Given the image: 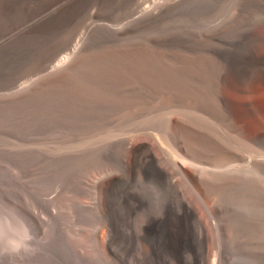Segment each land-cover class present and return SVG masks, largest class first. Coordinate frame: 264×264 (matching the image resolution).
Wrapping results in <instances>:
<instances>
[{
    "label": "rangeland",
    "instance_id": "rangeland-1",
    "mask_svg": "<svg viewBox=\"0 0 264 264\" xmlns=\"http://www.w3.org/2000/svg\"><path fill=\"white\" fill-rule=\"evenodd\" d=\"M10 1L0 0V36L18 24L17 22L20 19L23 21L31 12L49 2V0ZM191 1L106 0V3L105 0H75V2L73 0L72 3L67 5L70 9L67 6L63 8L61 11L63 14L59 12L56 16H51L53 18L48 17L31 29L11 35L0 44V264H121V262L123 264H144V262H146L145 264H167L172 256L176 257L178 255L181 258L183 257V259L187 258L186 260L188 261L189 259L197 258L198 264H208L213 259L219 258L222 246L227 238V245L226 243L224 244L229 256L227 264H264V211L262 210L264 207V191L261 192L262 194L260 193L261 195L256 196L257 199L259 197V200L256 197V200H251L250 209L247 206L245 207L246 210L240 208L239 203H236L237 200L234 193L230 191L227 194L228 196L226 195L222 200L216 202L219 206L223 205L225 207L227 204L230 209L233 208L235 217L240 218L241 221H238L239 225L237 227L235 226L230 230H228L230 227L225 228V237L228 236L224 240L220 223L206 211L204 212L203 208L194 215V219L198 222L201 217L206 220L209 232L204 235L205 232L202 231V227L196 222L192 228L183 229L182 233L177 236L176 233L178 232L170 226L169 218L171 216L168 213L170 209L174 208L179 199L185 201V186L178 184L176 185L178 187H176L166 179L162 183L149 173L139 171L138 168H135V173L138 174L122 171L119 148L121 142L130 140L133 137H150L149 134L153 135L154 133L161 135L163 126L161 128L159 126L164 125V123H161L165 121L161 119H165V114H169L166 112L164 114V111L184 107L182 109L200 112L198 108L201 103L199 100L194 99L179 100L174 93L155 97L143 94L140 99L143 97L145 101L143 102L142 98V103L139 100L137 102H132L131 99L126 100L128 95H124V92L115 86L119 80L116 79L118 73L124 75L125 80L123 81L125 82L123 83L125 87L129 89L133 85L131 87L133 94L140 92L138 89L139 83L136 84V82H139L138 73L132 71V69L128 70L123 64V62H126L123 58L127 59L130 54L128 53L130 52L129 50H134L137 47L141 48V45L145 43L143 47H146L151 54L155 55L147 63L148 67L152 64H163L166 62L168 64H178V56L183 53L182 55L190 58L191 64L200 61L205 67L210 69V66H207L209 60V65L222 64L230 57L248 59L247 61L252 62L254 54L260 48L258 46L260 45L259 37H264V0ZM16 10H18V14ZM162 10L163 12L166 11L163 13ZM77 11L78 14L76 13ZM71 15H74L75 18ZM105 40L108 42L106 43ZM117 44L127 48H118ZM174 45H177V47ZM154 52L156 53L154 54ZM85 53L88 55H85ZM82 55H85V57H82ZM59 56L62 59H59ZM86 56L89 57V60ZM84 58L85 60L87 58L88 61L92 60V62H87ZM2 60L5 63H1ZM98 64L101 67L103 66V69H100ZM139 64H142V62L139 61ZM71 67H74V69L67 78L62 79L60 82L59 80H50L54 73L64 70V68L71 70ZM106 69H108L107 72ZM206 71L208 72V70ZM134 77L137 79H135V82L133 81ZM102 82L106 83L104 84L105 86L102 85ZM62 83L64 85H58ZM246 84L227 81L222 86V90L224 88L223 92L230 103L232 120L222 122L220 125L216 120L212 121L216 124L218 131H223L222 124V126H229L232 123L237 124L243 130L245 138L249 139V143L253 148L237 146L235 148V157L219 156L210 161H199L192 156L187 157L188 159L185 158L184 161H188V165L193 169L199 170V172H216V169H218L217 172H225L237 166H250L254 162L261 160L264 162V83L260 88L255 87V83L253 84L252 82ZM66 85L68 86L66 87ZM30 88L36 90L32 92ZM71 88L72 90H70ZM67 89L69 90L67 91ZM97 90L100 92L104 90L103 92L105 93H99ZM102 98L106 103H103ZM46 99H48L47 102ZM108 99H110L109 103L107 102ZM71 102H74V104ZM99 105L101 106L99 107ZM100 108L101 110H99ZM112 110L115 112H112ZM84 113H86L87 117ZM171 114L173 116L176 115L175 113ZM158 117H160L159 120ZM199 117L202 119L209 118L208 115H199ZM160 120L162 121L161 123ZM146 121L149 122L147 123ZM158 121L160 124H156ZM75 126L82 128L77 127V129ZM154 141L157 142L155 139ZM162 151L164 152V150ZM111 159L112 161H109ZM113 161H116L115 165ZM220 161L223 162V167L221 163L219 164ZM224 165L232 166L228 168V166ZM104 167L108 169H106L107 172ZM109 167H112L111 170ZM215 167L216 169H214ZM90 172H92V176ZM140 172L141 174H139ZM108 174H114L113 176L118 178L110 190L111 193L109 192L110 194L108 195L109 203L112 201L110 204V212L112 213L108 215L110 219L108 220L112 221L113 224L114 243L116 247L120 245V247H117L119 260H116L112 254L113 258L111 257L110 263H108L109 261L106 263L101 261L92 263L82 259L80 254L88 252L90 257L93 254L94 257L92 258L99 261V256L96 258L98 251L94 250L95 245L91 244L94 242L93 234L95 235L97 230L95 227L98 220L94 202L98 195H96L97 191L94 182L96 181L95 177H102L101 175L106 176ZM144 174H147V177ZM84 177L87 178L85 179ZM74 185L76 189H79L76 190ZM81 185L82 187L80 188ZM83 185H85L84 189ZM89 187L90 189L92 188L91 191ZM229 201L232 206L235 204V208L227 203ZM232 201L233 204L231 203ZM72 202L74 203L72 204ZM83 202L84 204H82ZM90 202L93 204H90ZM86 206L89 208L87 209ZM81 207L82 209H80ZM75 208H78V210L76 211ZM114 209L115 211H113ZM81 210L82 212H79ZM252 211L257 213L255 214ZM203 213H205V217ZM252 215L255 217L253 218ZM93 217L95 218L93 219ZM250 218L252 221H249ZM253 219L260 221H256V223L255 221L253 222ZM248 222L250 225L249 229ZM258 222L260 226L257 225ZM142 225L143 228H141ZM25 227L32 236L31 251L22 254V257L4 253L3 249L6 247V241L15 233L16 229L22 230ZM132 229H137V232ZM245 230L246 232L243 233ZM152 231L155 233H152ZM120 233L122 234L120 235ZM185 235L187 237H184ZM80 240L84 241L85 245ZM194 242L196 243L194 244ZM71 244H76L77 248V245H79L80 249L77 250ZM81 245L84 247L81 248ZM92 245H94V248H92ZM85 249H88V251ZM92 250L94 251L92 252ZM213 255L215 256L214 258ZM121 258L124 259L122 260ZM149 260L151 261L148 262Z\"/></svg>",
    "mask_w": 264,
    "mask_h": 264
},
{
    "label": "bare ground",
    "instance_id": "bare-ground-1",
    "mask_svg": "<svg viewBox=\"0 0 264 264\" xmlns=\"http://www.w3.org/2000/svg\"><path fill=\"white\" fill-rule=\"evenodd\" d=\"M10 1V0H9ZM22 1V0H21ZM73 0H49V2L45 5H43L41 8L31 12L27 18H22L24 19L23 21H21L20 19V23L17 22L18 24H16L15 26H13L12 28H10L8 31H6L5 33H3L0 36V44L7 40L11 35L16 34V33H20L23 31H26L28 29H31L33 27H35L36 25H38L39 23H41L42 21H44L45 19H47L48 17L51 16H56V14H58L59 12H61L63 10L64 7H66L67 5H69L70 3H72ZM78 1V0H77ZM183 1V0H182ZM191 1V0H190ZM8 2V1H7ZM11 2V1H10ZM16 2V1H15ZM75 2V0H74ZM73 2V3H74ZM106 2V0H105ZM121 2V1H120ZM166 2V1H165ZM193 2V1H191ZM107 3V2H106ZM128 3V2H127ZM164 3V2H163ZM177 3V2H176ZM175 3V5H176ZM185 3V2H184ZM18 4V3H17ZM94 4V3H93ZM105 4V3H104ZM138 4V3H137ZM148 4V3H147ZM146 4V5H147ZM166 4V3H165ZM183 4V3H182ZM181 4V5H182ZM186 4V3H185ZM184 4V5H185ZM9 5V4H8ZM108 5V4H107ZM80 6V5H79ZM94 6V5H93ZM103 6V5H102ZM169 6V4H168ZM9 7V6H8ZM68 7V6H67ZM104 7V6H103ZM107 7V6H106ZM146 7V6H145ZM153 7V6H152ZM167 7V6H166ZM174 7V6H173ZM172 7V9H173ZM176 7V6H175ZM6 8V7H5ZM69 8V7H68ZM123 8V7H122ZM143 8V7H142ZM164 8V7H163ZM187 8V7H186ZM70 9V8H69ZM80 9V8H79ZM90 9V8H89ZM21 10V9H20ZM75 10V9H74ZM18 10H16L17 12ZM89 11V10H88ZM87 11V12H88ZM166 11V10H165ZM164 11V12H165ZM177 11V10H176ZM10 12V10H9ZM68 12V11H66ZM133 12V11H132ZM144 12V11H143ZM163 12V10H162ZM163 12V13H164ZM169 12V10H168ZM23 13V12H22ZM29 13V12H28ZM62 13V12H61ZM74 13V12H73ZM78 14V11L76 12ZM75 13V14H76ZM174 13V12H173ZM18 14V12H17ZM21 14V13H19ZM63 14V13H62ZM61 14V15H62ZM68 14V13H67ZM76 14V15H77ZM90 14V13H89ZM139 14V13H138ZM15 15V14H14ZM66 15V14H65ZM69 15V14H68ZM67 15V17H69ZM84 15V14H83ZM137 15V14H136ZM161 15V14H160ZM168 15V14H167ZM8 16V15H7ZM18 16V15H17ZM72 16V15H71ZM74 16V15H73ZM72 16V17H73ZM114 16V14H113ZM20 17H22L20 15ZM62 17V16H61ZM60 17V18H61ZM65 17V16H64ZM63 17V18H64ZM134 17V16H133ZM164 17V16H163ZM53 18V17H51ZM71 18V17H70ZM75 18V16H74ZM137 18V17H136ZM117 19V18H116ZM153 19V17H152ZM16 20V19H15ZM19 20V19H18ZM52 21V19H50ZM49 20V21H50ZM130 20V19H129ZM48 21V20H47ZM56 21V20H55ZM70 21V20H69ZM74 21V20H73ZM151 21V20H150ZM149 21V22H150ZM58 22V21H57ZM77 22V21H76ZM153 22V21H152ZM151 22V23H152ZM15 23V21H14ZM47 23V22H46ZM54 23V22H53ZM68 23V22H67ZM66 23V24H67ZM59 24V23H58ZM61 24V23H60ZM42 25V24H41ZM39 25V26H41ZM46 25V24H45ZM111 25V24H110ZM52 26V25H51ZM60 26V25H58ZM62 26V24H61ZM70 26V25H69ZM58 28V27H57ZM62 28V27H61ZM114 28V27H113ZM35 29V28H34ZM43 29V28H42ZM46 29V28H45ZM125 29V28H124ZM47 30V29H46ZM116 30V29H115ZM106 31V30H105ZM67 32V31H66ZM45 33V32H44ZM47 33V32H46ZM95 33V32H93ZM101 33V32H100ZM108 33V32H106ZM102 34H103V30H102ZM115 34V33H114ZM104 35V34H103ZM109 35V34H108ZM40 36V35H39ZM46 36V35H45ZM106 36V35H105ZM108 37V36H107ZM126 37V36H125ZM177 37V36H176ZM135 38V37H133ZM165 38V37H163ZM11 39V38H10ZM42 39V38H41ZM68 39V38H67ZM109 39V38H107ZM141 39V38H139ZM156 39V38H155ZM40 40V38H39ZM83 40V39H82ZM133 40V39H132ZM142 40V39H141ZM145 40V39H144ZM67 41V40H66ZM106 41V40H105ZM129 41V40H128ZM131 41V40H130ZM162 41V40H161ZM164 41V40H163ZM90 42V41H89ZM104 42V41H103ZM108 41H106L107 43ZM133 42V41H132ZM149 42V41H148ZM48 43V42H47ZM66 43V42H65ZM166 43V42H165ZM177 43V42H176ZM181 43V41H180ZM63 44V43H62ZM145 44V43H144ZM142 44L141 48H134V50H129L130 53L128 58H123L124 60H126V62H123L124 67H126L128 70H131L138 73L139 75V82H136V84H138V89L140 90V92H138V94H133L131 92V87L133 85L130 86V90L124 86L125 81V77L123 74L118 73L116 76V79H119L117 84H115V86L122 90L124 93V95H128L126 100L131 99L132 102L135 101L137 102L138 100L141 101L140 97L143 94H148V96H164V95H168L169 93H174L177 98L179 100H188V99H194V100H199L200 106H199V110L200 112H196V111H190V110H185L182 109L184 107L180 108H173L170 111H164L166 113H169L168 115L165 114V119H161V120H165L164 122H162L160 120V123L164 125L159 126L160 128L163 126V132L161 135H156V133H154L153 135L149 134L150 137H145L143 138V136H140L142 138L139 137H133L130 140H126L124 142L120 143V153H121V164L123 167L122 171H125L127 173H135V168H138L139 171L141 170V172L143 173H149L150 175L153 176V178L157 179L158 181L162 182L166 179L169 182L173 183L175 186L176 185H181V186H185V192L186 194H184V198L185 201L182 199H179L176 203V205H174L173 209H170L168 215L170 214V218H169V222H170V226L178 233H176V235L178 236V234L180 235L182 233V230L184 229H188V228H192V226L197 222L199 223V225L202 227V231L205 232V234H207V232H209L208 229V224L206 222V220H204L201 217V220L195 221L194 219V215L196 213H198L199 210L207 212L208 214H210L212 217H214L216 220H218V222L221 225V230H222V234H223V240L225 237V228L226 227H230L228 230H230L233 227H237V225H239L240 218L235 217L234 214V210L233 208L230 209L229 206L223 207L219 206L218 202L219 200H222L228 193L233 192L237 202L240 205V208H244L248 206V208L250 207L251 204V200H254L255 197L257 195H261L262 191H264V162L261 161H257L254 162L252 165L250 166H237L234 167L231 170L225 171V172H217L218 169H216V167L214 169H216V172L213 171H203V172H199V170H195L192 167H190L188 165V161H184L185 158L187 157H194L195 159L199 160V161H210L213 160L215 157H219V156H227V157H235L236 156V149L237 146L240 147H248V148H253L252 145L249 143V139L245 138V135L243 134V130H241L237 124H231L229 126H222L223 127V131H218L216 128V124L213 123L212 120H216L218 122V124L220 125L222 122H226L229 120H232V112L230 110V103L229 100L227 99L226 95L224 94L223 90H222V86L225 85V83L227 81H235L237 83H250L252 82L253 84L255 83V87L260 88L262 86V84L264 83V37H259V44L258 46H260V48H258L259 50H257V53L254 54L252 62H249L245 59H238V58H232L230 57L226 62L219 64V65H209L210 60L207 64V66H210V69H208L207 67H205V65L203 63H201L200 61H196L195 64H191V61L189 60L190 58H188L186 55H182L183 53H181V55L178 56V60L179 63L178 64H168L163 63V64H152L150 67L147 66V63L150 61V59L154 58L155 55L151 54L146 47H143ZM179 44V43H177ZM7 45V44H6ZM91 45V44H90ZM105 45V44H104ZM118 45V44H117ZM120 45V44H119ZM119 47H124V46H119ZM135 45V44H134ZM165 45V44H164ZM17 46V45H15ZM50 46V45H49ZM75 46V45H74ZM92 46V45H91ZM106 46V45H105ZM139 46V45H138ZM149 46V45H148ZM175 47H177V45H174ZM180 46V44H179ZM63 47V46H62ZM93 47V46H92ZM110 47V46H109ZM129 47V45H128ZM132 47V45H131ZM135 47V46H134ZM154 47V45H153ZM165 47V46H164ZM91 48V47H90ZM103 48V47H102ZM127 48V47H124ZM212 48V47H210ZM2 49V48H1ZM4 49V46H3ZM111 49V48H110ZM165 49V48H164ZM163 49V50H164ZM250 49V48H249ZM257 49V48H256ZM7 50V49H6ZM91 50V49H90ZM253 50V49H252ZM4 51V50H3ZM9 51V50H8ZM92 51H94V49H92ZM105 51V50H104ZM109 51V50H108ZM111 51V50H110ZM172 51V49H171ZM175 51V49H174ZM254 51V50H253ZM17 52V51H16ZM83 52H87V51H83ZM100 52V51H99ZM98 52V53H99ZM65 53V52H64ZM82 53V52H81ZM80 53V56H81ZM121 53V52H120ZM127 53V55H128ZM156 52H154L155 54ZM209 53V52H208ZM207 53V54H208ZM92 54V53H91ZM91 54H90V58H91ZM123 54V53H122ZM170 54V53H169ZM168 54V55H169ZM211 54V53H210ZM213 54V52H212ZM211 54V55H212ZM85 55H88L85 53ZM85 55H82V57H85ZM242 55V54H241ZM250 56V54H248ZM159 56V55H158ZM225 56V55H224ZM229 56V55H228ZM231 56V55H230ZM248 56V57H249ZM63 57V56H62ZM89 60V57L86 56ZM95 57V55H94ZM98 57V56H97ZM161 57V56H160ZM163 57V56H162ZM171 57V56H170ZM208 57V56H207ZM215 57V54H214ZM212 57V58H214ZM227 57V56H226ZM225 57V58H226ZM245 57V56H244ZM252 57V56H251ZM26 58V57H25ZM77 58V57H76ZM86 58V60H87ZM93 58V57H92ZM103 58V57H102ZM117 58V57H116ZM168 58V56H167ZM166 58V59H167ZM240 58V56H239ZM5 59V58H4ZM59 59L60 58L59 56ZM65 59V58H64ZM64 59H63V63H64ZM80 59V58H79ZM82 59V58H81ZM120 59V57H119ZM157 59V58H156ZM159 59V58H158ZM162 59V58H161ZM170 59V58H169ZM172 59V58H171ZM29 60V59H28ZM58 60V59H57ZM85 60V58H84ZM85 60V61H86ZM87 62H92L88 61ZM160 60V59H159ZM175 60V59H174ZM207 60V61H208ZM61 61V60H60ZM84 61V62H85ZM96 61V60H94ZM98 61V60H97ZM139 61L142 62V64H139ZM161 61V60H160ZM167 61L169 62V60L167 59ZM215 61V60H214ZM251 61V60H250ZM3 62V60L1 61V63ZM7 62V61H6ZM58 62V61H57ZM68 62V61H67ZM72 62V61H71ZM70 62V63H71ZM83 62V60H82ZM158 62V60H157ZM171 62V61H170ZM217 62V60H216ZM5 63V62H3ZM54 63V62H53ZM52 63V64H53ZM74 63V61H73ZM86 63V62H85ZM101 63V62H100ZM177 63V62H176ZM58 64V63H56ZM72 64V63H71ZM94 64V62H93ZM97 64V63H96ZM103 64V63H102ZM101 64V65H102ZM108 64V63H107ZM62 65V64H61ZM90 65V63H89ZM99 65V64H98ZM104 65V64H103ZM110 65V64H109ZM108 65V66H109ZM112 65V64H111ZM5 66V65H3ZM54 66V65H52ZM51 66V67H52ZM64 66V65H63ZM69 67V65H67ZM73 66V65H72ZM82 66V64H81ZM86 66V65H85ZM84 66V67H85ZM105 66V65H104ZM113 66V65H112ZM62 67V66H61ZM92 67V66H91ZM94 67V66H93ZM100 69L103 67H101L99 65ZM49 68V67H48ZM60 68V67H59ZM67 68V67H66ZM64 68V70H60L56 73H54L51 77L50 80L52 81H57L59 80V82L64 79L67 78L70 74V72L74 69V67H71V70H68ZM79 68H81L79 66ZM113 68V67H112ZM58 69V67H57ZM84 70H86L85 68H83ZM88 69V66H87ZM103 69V68H102ZM54 70V69H52ZM108 69H106L107 72ZM116 70V69H115ZM208 70V72L206 71ZM42 71V70H41ZM55 71V70H54ZM88 71V70H86ZM94 71V70H93ZM96 71V70H95ZM102 71V70H101ZM89 72V71H88ZM91 72V71H90ZM50 73V72H49ZM79 74V73H78ZM101 74H103V72H101ZM106 74V73H104ZM130 74V73H128ZM135 74V73H134ZM45 75V74H44ZM97 75V74H96ZM114 75V74H112ZM82 76V75H81ZM93 76V75H92ZM103 76V75H101ZM107 76V75H105ZM115 76V75H114ZM48 77V76H47ZM95 78V77H94ZM108 78V77H107ZM109 78H111L109 76ZM48 79V78H47ZM45 79V80H47ZM96 79H98L96 77ZM103 79V78H102ZM105 79V77H104ZM127 79V78H126ZM136 77H134L133 81L135 82ZM80 80V79H79ZM95 80V79H94ZM137 80V79H136ZM30 81V80H29ZM66 81V80H65ZM105 82H109L106 80H103ZM115 81V80H114ZM128 81V80H127ZM22 82V81H21ZM48 82V81H47ZM64 82V80H63ZM84 82V81H83ZM86 82V81H85ZM97 82V81H96ZM23 83V82H22ZM33 83V82H32ZM31 83V84H32ZM66 83V82H64ZM64 83L62 84H58V85H64ZM68 83V82H67ZM100 83V82H98ZM104 84V82H102ZM111 83V82H110ZM129 83V82H128ZM127 83V84H128ZM70 84V83H69ZM101 84V83H100ZM109 84V83H108ZM107 84V85H108ZM114 84V82H113ZM126 84V86H127ZM134 84V83H133ZM234 84V83H233ZM46 85V84H45ZM48 85V84H47ZM57 85V84H55ZM57 85V86H58ZM89 85V82H88ZM247 85V84H246ZM68 85H66L67 87ZM84 86V85H83ZM87 86V85H86ZM101 86V85H100ZM99 86V87H100ZM105 86V85H104ZM111 86V85H110ZM241 86V85H240ZM60 87V86H59ZM72 87V86H70ZM69 87V88H70ZM107 87V86H106ZM105 87V88H106ZM135 87V86H134ZM73 88V87H72ZM72 88L70 90H72ZM93 88V87H92ZM142 88H144L142 90ZM226 88V87H225ZM31 89V88H30ZM62 89V88H60ZM65 89V88H64ZM79 89V88H78ZM103 89V87H102ZM111 89V87H110ZM137 89V90H138ZM36 90V89H34ZM34 90H30V91H34ZM66 90V89H65ZM69 89H67L68 91ZM112 90V89H111ZM134 90V89H132ZM47 91V90H46ZM79 91V90H78ZM92 91V90H91ZM98 91V90H97ZM104 91V90H103ZM102 91V92H103ZM135 92H137L136 90H134ZM66 92V91H64ZM89 92V91H88ZM99 93H102L100 91H98ZM110 92V91H109ZM147 92V93H146ZM231 92V91H230ZM63 93V92H62ZM72 93V92H71ZM105 93V92H103ZM118 93V92H115ZM37 94V93H36ZM61 94V93H60ZM91 94V93H88ZM112 94V93H111ZM121 94V93H120ZM24 95V94H23ZM22 95V96H23ZM33 95V94H32ZM35 95V94H34ZM49 95V93H48ZM68 95V93H67ZM93 95V94H92ZM115 95V94H114ZM50 96V95H49ZM107 96V95H106ZM122 97H124L123 95H121ZM120 96V97H121ZM53 97V96H52ZM55 97V95H54ZM76 97V96H75ZM91 97V95H90ZM96 97L98 98V96L96 95ZM147 97V96H146ZM16 98V97H15ZM35 98V97H34ZM51 98V97H50ZM57 98V97H56ZM106 98V97H105ZM104 98V100H105ZM113 98V97H112ZM18 99V98H17ZM107 99V98H106ZM116 99V98H115ZM123 99V98H122ZM28 100V99H27ZM71 100V99H70ZM108 99V103H109ZM112 100V99H111ZM119 100V99H118ZM130 100V101H131ZM178 100V101H179ZM44 101V99H43ZM48 101V99H46V102ZM67 101H69L67 99ZM74 101V99H73ZM103 101V98H102ZM145 101V99L143 98V102ZM147 101V100H146ZM175 101V100H174ZM173 101V103H174ZM17 102H19L17 100ZM16 102V103H17ZM59 102V101H58ZM105 101H103L104 103ZM167 102V101H166ZM74 104V102H71ZM106 103V102H105ZM116 103V102H115ZM125 103V102H124ZM142 103V101H141ZM25 103H23L24 105ZM97 104V103H96ZM94 104V105H96ZM120 104V103H119ZM170 104V103H169ZM176 104V103H175ZM173 104V105H175ZM184 104V103H183ZM78 105V104H77ZM88 105V104H87ZM86 105V106H87ZM111 105V104H110ZM131 105V104H130ZM172 105V106H173ZM18 106V104H17ZM26 106V105H24ZM30 106V105H29ZM101 105H99L100 107ZM125 106H127V104H125ZM129 106V103H128ZM177 106V105H176ZM179 106V105H178ZM70 107V106H68ZM111 107V106H110ZM131 107V106H130ZM19 108V107H18ZM25 108V107H24ZM58 108V107H57ZM102 108V107H101ZM101 108L99 110H101ZM187 108V107H186ZM29 109V108H28ZM27 109V110H28ZM108 109V108H107ZM106 109V110H107ZM114 109V107H113ZM8 110V109H7ZM14 110V109H13ZM98 110V111H99ZM122 110V109H121ZM9 111V110H8ZM11 111V110H10ZM83 111V110H82ZM103 111V110H102ZM105 111V110H104ZM114 110H112L113 112ZM77 112V111H76ZM75 112V113H76ZM80 112V111H79ZM106 112V111H105ZM110 112V110H109ZM115 112V111H114ZM74 113V114H75ZM81 113V112H80ZM107 113V112H106ZM171 113H175L173 116ZM13 114V113H12ZM11 114V115H12ZM71 114V113H70ZM78 114V113H77ZM76 114V115H77ZM86 115V113H84ZM102 114V113H101ZM161 114V113H160ZM84 115V116H85ZM199 115L203 116V115H208L209 118L208 119H202L201 117H199ZM14 116V115H12ZM83 117V116H82ZM87 117V115H86ZM85 117V118H86ZM124 117V116H123ZM164 117V115H163ZM3 118V117H2ZM14 118V117H13ZM117 118V117H116ZM160 117H158L159 120ZM205 118V117H204ZM153 119V118H152ZM84 120V119H83ZM62 121V120H61ZM65 121V120H63ZM71 121V120H70ZM81 121V120H80ZM129 121V120H128ZM150 121V119H149ZM148 121V122H149ZM66 122V121H65ZM68 122V121H67ZM147 122V121H146ZM147 122V123H148ZM232 122V121H231ZM7 123V122H6ZM72 123V121H71ZM159 121L156 124H160ZM235 123V122H234ZM20 124V122H19ZM59 124H60V120H59ZM66 124V123H65ZM75 124V123H74ZM79 124V123H78ZM77 124V125H78ZM83 124V123H82ZM151 124V123H149ZM61 125V124H60ZM80 125V124H79ZM56 126V125H55ZM54 126V128H55ZM68 126V125H67ZM95 126V125H94ZM97 126V125H96ZM149 126V125H148ZM58 127V126H57ZM66 127V126H65ZM70 127V126H69ZM76 127V126H75ZM78 127V126H77ZM76 127V128H77ZM84 127V125H83ZM19 128V127H18ZM73 130H75L74 127H72ZM78 128H82V127H78ZM77 128V129H78ZM152 128V127H150ZM159 128V129H160ZM17 129V128H16ZM68 129V128H67ZM158 129V130H159ZM69 130V129H68ZM151 131V130H149ZM153 131V130H152ZM136 135V134H135ZM220 136V137H218ZM121 137V136H120ZM152 137V138H151ZM154 139L157 141L155 142ZM104 140V139H103ZM106 141V140H105ZM113 141V140H112ZM109 142V140H108ZM251 142V141H250ZM96 144V143H95ZM98 146V145H97ZM118 149V148H117ZM116 150V149H115ZM164 150V152L162 151ZM241 151V150H240ZM94 152V151H93ZM116 152V151H115ZM245 152V151H244ZM114 153V152H113ZM219 153V155H218ZM114 155V154H113ZM212 156V157H209ZM117 157V156H116ZM23 158V157H22ZM84 158V157H83ZM112 158V157H111ZM118 158V157H117ZM188 159V158H187ZM186 159V160H187ZM221 159V158H220ZM114 160V158H113ZM109 161H112L109 160ZM108 161V162H109ZM223 161V160H222ZM226 161V160H225ZM114 165L116 163V161H113ZM112 162V163H113ZM190 162H194V161H190ZM214 162V161H213ZM223 162H219V164ZM229 163V162H228ZM108 164V163H106ZM120 164V165H121ZM196 164V163H195ZM200 164V163H199ZM213 164V163H212ZM236 164V163H235ZM197 165V164H196ZM195 165V166H196ZM202 165V164H201ZM204 165V163H203ZM207 165V164H206ZM216 165V164H215ZM234 165V164H233ZM105 166V165H104ZM112 166V165H111ZM200 166V165H199ZM226 166V165H224ZM228 166V165H227ZM226 166V167H227ZM232 166V165H229ZM228 166V168H230ZM236 166V165H235ZM107 167V166H106ZM118 167V166H117ZM194 167V166H193ZM209 167V166H207ZM206 167V168H207ZM212 167V166H211ZM223 167V166H222ZM110 170L112 167H109ZM197 168V167H195ZM199 168V167H198ZM105 169V167H104ZM107 169V168H106ZM105 169V171L107 172V170ZM119 169V168H118ZM117 169V170H118ZM122 169V168H121ZM211 169V168H210ZM212 168V170H214ZM222 170V169H220ZM98 171V169H97ZM119 171V170H118ZM95 172V171H94ZM100 172V171H99ZM103 172V171H102ZM141 172L139 174H141ZM73 173V172H72ZM91 173V174H90ZM89 174L92 176V172H90ZM101 173V172H100ZM99 173V174H100ZM115 173V171H114ZM74 174V173H73ZM103 174V173H102ZM112 174V173H111ZM138 174V173H135ZM114 175V174H113ZM113 175H106L102 177H95L96 181L94 182V185L96 187V195H98L96 198L95 202V208L97 210V216H98V220L96 223V232L95 235L93 234L94 238V242H92L91 247L94 248V250L96 249L98 251V255L96 256V258H98L99 256V261L97 259H94L92 257L93 254H91L92 257H90V255L88 254V252L86 254H80L81 258L84 259L85 261H89L92 263H96V262H104L106 263L107 261H109L108 263H110L112 254L115 256L116 260H119V256H118V249L117 247L120 245H118L116 247L115 243H114V228H113V224L112 221H109V217L108 215L112 212H110V204L112 203V201L109 203V199H108V195L111 193L110 190L112 189V186L114 185V183L118 180L117 177L113 176ZM130 175V174H129ZM147 174H144L145 177ZM90 176V177H91ZM96 176V174H95ZM88 177V174H87ZM87 177H84L85 179ZM130 177V176H129ZM83 178V179H84ZM89 178V177H88ZM93 178V177H92ZM120 178V177H119ZM123 178V177H122ZM128 178V177H127ZM184 178V179H183ZM84 179V180H85ZM136 179V178H135ZM123 181V179H121ZM130 180V179H129ZM154 180V179H153ZM152 180V181H153ZM136 181V180H135ZM88 182V180H87ZM86 182V183H87ZM127 182V181H126ZM125 182V183H126ZM131 182V181H130ZM154 182V181H153ZM156 182V181H155ZM121 183V182H120ZM128 183V182H127ZM126 183V184H127ZM133 183V182H131ZM82 184V183H81ZM83 184H85L83 182ZM119 184V182H118ZM142 184V183H141ZM144 184V183H143ZM153 184V183H152ZM87 186H89L87 184ZM91 186V185H90ZM127 186V185H126ZM145 186V185H144ZM75 187V185H74ZM78 187V186H77ZM82 187V185L80 186V188ZM85 185H83V189H84ZM155 187V186H154ZM178 187V186H176ZM126 188V187H125ZM124 188V189H125ZM159 188V187H158ZM168 188V187H167ZM172 188V187H170ZM76 189V187H75ZM79 189V188H77ZM76 189V190H77ZM88 189V188H86ZM90 189V187H89ZM92 189V188H91ZM90 189V191H91ZM123 189V190H124ZM129 189V188H128ZM177 189V188H176ZM136 190V189H135ZM147 190V189H146ZM168 190V189H167ZM83 191V190H82ZM93 191V190H92ZM162 191V190H161ZM182 191V190H181ZM80 192V191H78ZM77 192V193H78ZM110 192V193H109ZM156 192V191H155ZM82 193V192H81ZM95 193V192H94ZM93 193V194H94ZM125 193V192H124ZM133 193V191H132ZM154 193V190H153ZM162 193V192H161ZM169 193V192H168ZM178 193V192H177ZM184 193V192H183ZM261 193V194H260ZM148 194V193H147ZM91 195V194H89ZM95 195V196H96ZM129 195V194H128ZM150 195V193H149ZM154 195V194H153ZM165 195V194H164ZM135 196V195H134ZM139 196V195H138ZM146 196V195H145ZM161 196V195H160ZM167 196V195H166ZM216 196V198H215ZM228 196V195H227ZM128 197V196H127ZM149 197V196H148ZM234 197V198H235ZM264 197V196H263ZM135 199V197H133ZM150 198V197H149ZM183 198V199H184ZM138 199V198H137ZM153 199V198H152ZM151 199V200H152ZM257 199V197H256ZM255 199V200H256ZM73 200V199H71ZM79 200V199H77ZM127 200V199H126ZM133 200V199H132ZM216 200V201H215ZM235 200V201H236ZM259 200V197L258 199ZM82 201V200H81ZM80 201V202H81ZM84 201V200H83ZM131 201V200H129ZM145 201V200H144ZM71 202V201H70ZM77 202V201H75ZM85 202V201H84ZM84 202L82 204H84ZM137 202V201H136ZM139 202V201H138ZM253 202V201H252ZM257 202V201H256ZM74 202H72L73 204ZM89 203V202H88ZM146 203V201H145ZM148 203V201H147ZM151 203V202H150ZM154 203V202H152ZM228 204L230 203L227 202ZM233 204V201L231 202ZM260 203V202H259ZM263 203V202H262ZM57 204V203H56ZM81 204V205H82ZM90 204H93L90 202ZM136 204V203H135ZM138 204V203H137ZM77 205H79V203H77ZM76 205V206H77ZM80 205V206H81ZM126 205V204H125ZM134 205V204H133ZM150 205V204H149ZM231 205V204H229ZM235 204H233L234 206ZM238 205V204H237ZM89 206V205H88ZM88 206L87 209L89 208ZM132 206V205H131ZM138 206V205H137ZM148 206V205H145ZM151 206V205H150ZM154 206V205H153ZM232 206V205H231ZM232 206V207H233ZM72 207V206H71ZM73 207H75V205H73ZM72 207V208H73ZM78 207V206H77ZM126 207V206H125ZM149 207V206H148ZM165 207V206H164ZM257 207V205H256ZM91 208V207H90ZM124 208V207H123ZM141 208V207H140ZM150 208V207H149ZM235 208V206H234ZM239 208V209H240ZM76 211L78 210V208H75ZM82 209V207L80 208ZM137 209V207H136ZM243 209V210H244ZM250 209V208H249ZM254 209V208H253ZM258 209V207H257ZM123 210V209H122ZM133 210V209H131ZM144 210V209H143ZM241 210V209H240ZM238 210V211H240ZM246 210V209H245ZM244 210V211H245ZM264 211V207L262 209ZM84 211H86V209H84ZM93 211V209H92ZM115 211V209L113 210ZM118 211V210H117ZM163 211V210H162ZM251 211V210H249ZM255 211V210H254ZM259 211V210H258ZM79 212H82L79 211ZM94 212V211H93ZM129 212V209H128ZM164 212V211H163ZM253 212V211H252ZM85 213V212H84ZM83 213V214H84ZM96 213V212H95ZM124 213V212H122ZM134 213V212H133ZM162 213V212H161ZM237 213V212H236ZM240 213V212H238ZM253 213H257V212H253ZM117 214V213H115ZM165 214V213H164ZM201 214V213H199ZM243 214V213H242ZM53 215V214H52ZM82 215V213H81ZM91 215V214H90ZM94 216V214H92ZM111 215V214H110ZM136 215V214H135ZM204 217H205V213H203ZM234 215V216H233ZM239 216V214H237ZM116 216V215H115ZM119 216V214H118ZM128 216V214H127ZM199 216V215H198ZM202 216V215H201ZM241 216V215H240ZM253 218L255 217L254 215H252ZM251 216V218H252ZM261 216V215H260ZM40 217V216H39ZM85 217V216H84ZM91 217V216H90ZM113 217V216H112ZM123 217V216H122ZM158 217V216H157ZM257 217V215H256ZM264 217V216H263ZM95 217H93L94 219ZM111 218V217H110ZM144 218V217H143ZM242 218V216H241ZM249 219V221L252 219ZM109 219V220H108ZM115 219V218H114ZM113 219V220H114ZM119 220V219H118ZM237 220V222H235ZM23 221V220H22ZM121 221V220H120ZM149 221V220H148ZM255 220L253 219V222ZM256 221H260V220H256ZM255 221V222H256ZM1 222V221H0ZM19 222V221H18ZM142 222V221H141ZM241 222V221H240ZM143 223V222H142ZM257 223V222H256ZM10 224V223H9ZM147 224V223H146ZM149 224V223H148ZM253 224V223H252ZM255 224V223H254ZM16 225V224H15ZM115 225V224H114ZM138 225V223H137ZM145 225V224H144ZM152 225V224H151ZM168 225V224H165ZM259 225V222L258 224ZM262 225V224H261ZM10 226V225H9ZM146 226V225H145ZM144 226V227H145ZM243 226V225H240ZM245 226V224H244ZM243 226V227H244ZM260 226V225H259ZM125 227V226H124ZM153 227V226H152ZM159 227V226H158ZM252 227H256V226H252ZM120 228V227H119ZM143 228V225L142 227ZM250 228L249 222H248V229ZM260 228V227H258ZM263 228V227H262ZM117 229V228H116ZM123 229V228H122ZM121 229V230H122ZM140 229V228H139ZM163 229V228H162ZM119 230V229H118ZM135 230V229H132ZM137 230V229H136ZM135 230V231H136ZM144 230V229H143ZM158 230V229H157ZM155 230V231H157ZM170 230V229H169ZM172 230V229H171ZM173 230V231H174ZM193 230V229H192ZM191 230V231H192ZM241 230V227H240ZM141 231V230H140ZM172 231V232H173ZM197 231V230H196ZM237 231V230H236ZM263 231V230H262ZM122 232V231H121ZM137 232V231H136ZM144 232V231H143ZM165 232V231H164ZM163 232V233H164ZM242 232V231H241ZM246 230L243 232L245 233ZM123 233V232H122ZM120 233V235L122 234ZM134 233V232H133ZM141 233V232H139ZM138 233V234H139ZM152 233H155L152 231ZM235 233V231H234ZM262 233V232H261ZM124 234V233H123ZM144 234V233H143ZM168 234V233H167ZM195 234V233H194ZM229 234V232H228ZM132 235V234H131ZM174 235V234H173ZM91 236V234H90ZM92 236V237H93ZM130 236V235H128ZM139 236V235H138ZM160 236V235H159ZM193 236V234H192ZM235 237V235H233ZM121 237V236H120ZM146 237V236H145ZM151 237V236H149ZM161 237V236H160ZM160 237H158L160 239ZM182 237V235H181ZM184 237H187L186 235ZM196 237V236H195ZM140 238V237H139ZM173 238V237H172ZM183 238V237H182ZM69 239V238H67ZM72 239V238H71ZM81 239V238H80ZM92 239V238H91ZM120 239V238H119ZM124 239V238H123ZM128 239V238H127ZM151 239V238H150ZM190 239V238H189ZM196 239V238H195ZM228 239V238H227ZM226 239V240H227ZM75 240V239H74ZM118 240V239H117ZM136 240V239H135ZM153 240V239H152ZM176 240V239H175ZM183 240V239H182ZM187 240V239H186ZM225 240V243L227 245V242ZM234 240V238H233ZM78 241V240H77ZM124 241V240H123ZM189 241V240H188ZM231 241V240H230ZM68 242V240H67ZM79 242V241H78ZM80 242H82L80 240ZM87 242V241H86ZM143 242V241H142ZM176 242V241H174ZM182 242V241H181ZM192 242V241H191ZM83 245L84 241L82 242ZM81 243V244H82ZM121 243V242H120ZM128 243H130V241H128ZM144 243V242H143ZM142 243V244H143ZM154 243V242H153ZM157 243V242H156ZM171 243V242H170ZM185 243V242H184ZM196 242H194L195 244ZM224 243V244H225ZM69 244V243H68ZM80 244V243H78ZM90 244V243H89ZM127 244V243H126ZM139 244V243H138ZM141 244V243H140ZM146 244V243H145ZM176 244V243H175ZM189 244V243H188ZM198 244V242H197ZM223 244V248L220 252V256L218 259H213L212 261H210L208 264H227V259H229L228 257V252L225 249V246ZM72 246L74 244H71ZM76 245V244H75ZM73 246L74 248L76 246ZM129 245V244H128ZM127 245V246H128ZM171 245V244H170ZM174 245V244H173ZM178 245V244H177ZM186 245V244H185ZM78 249L79 245H77ZM82 246V245H81ZM135 246V245H133ZM144 247V245H142ZM146 246V245H145ZM166 246V245H164ZM169 246V245H168ZM176 246V245H175ZM182 246V245H181ZM197 246V245H196ZM70 247V246H69ZM84 246H82L81 248H83ZM90 247V246H89ZM126 247V246H125ZM130 247V246H129ZM132 247V246H131ZM172 247V246H170ZM88 248V246H87ZM142 248V247H139ZM138 248V249H139ZM147 248V247H145ZM151 248V247H150ZM149 248V251H150ZM192 248V246H191ZM227 248V246H226ZM73 249V248H72ZM71 249V250H72ZM134 250V248H132ZM152 249V248H151ZM159 249V248H158ZM84 250V249H83ZM86 251H88V249H85ZM92 250V252L94 251ZM125 250V249H124ZM73 251V250H72ZM147 251V250H146ZM184 251V250H183ZM85 252V251H84ZM83 252V253H84ZM136 252V251H135ZM141 252V251H139ZM151 252V251H150ZM155 252V251H154ZM173 252V251H172ZM96 253V252H95ZM94 253V255H95ZM153 253V252H152ZM192 253V252H191ZM194 253V252H193ZM111 254V256H110ZM121 254V253H120ZM129 254V253H128ZM132 254V253H131ZM137 254V253H136ZM142 254V253H141ZM140 254V255H141ZM178 254V253H177ZM181 254V253H180ZM196 254V253H195ZM231 254V253H230ZM229 254V255H230ZM153 255V254H152ZM173 255V254H172ZM197 255V254H196ZM133 256V255H132ZM136 256V255H134ZM146 256V253H145ZM182 256V255H181ZM188 256V255H187ZM190 256V255H189ZM231 256V255H230ZM121 257V256H120ZM124 257V256H123ZM143 257V256H142ZM149 257V256H148ZM154 257V255H153ZM215 256L213 255V258ZM113 258V257H112ZM128 258V257H127ZM135 258V257H134ZM146 258V257H145ZM193 258V257H192ZM217 258V257H216ZM122 259V258H121ZM124 259V258H123ZM122 259V260H123ZM129 259V258H128ZM138 259V258H137ZM147 259V258H146ZM187 259V258H186ZM185 258L183 259V257L181 258L179 255L176 257H171L170 260L167 262V264H198L197 258L195 259H189L186 260ZM132 260V259H131ZM142 260V259H141ZM145 260V259H144ZM128 261V260H127ZM151 260H149L148 262H150ZM120 262V261H118ZM139 262V260H138ZM141 262V261H140ZM143 262V261H142ZM146 262H144L145 264ZM50 264V263H49ZM58 264V263H57ZM61 264V263H60ZM121 264H123L121 262ZM125 264V263H124ZM128 264V263H127ZM134 264V263H133ZM141 264V263H138ZM143 264V263H142Z\"/></svg>",
    "mask_w": 264,
    "mask_h": 264
},
{
    "label": "clouds",
    "instance_id": "clouds-1",
    "mask_svg": "<svg viewBox=\"0 0 264 264\" xmlns=\"http://www.w3.org/2000/svg\"><path fill=\"white\" fill-rule=\"evenodd\" d=\"M32 236L27 228L16 229L15 233L6 241L3 252L10 255L21 256L31 251Z\"/></svg>",
    "mask_w": 264,
    "mask_h": 264
}]
</instances>
